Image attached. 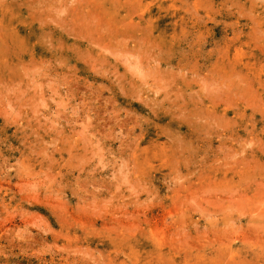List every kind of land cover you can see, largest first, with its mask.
I'll list each match as a JSON object with an SVG mask.
<instances>
[{
	"label": "rangeland",
	"instance_id": "1",
	"mask_svg": "<svg viewBox=\"0 0 264 264\" xmlns=\"http://www.w3.org/2000/svg\"><path fill=\"white\" fill-rule=\"evenodd\" d=\"M0 264H264V0H0Z\"/></svg>",
	"mask_w": 264,
	"mask_h": 264
}]
</instances>
